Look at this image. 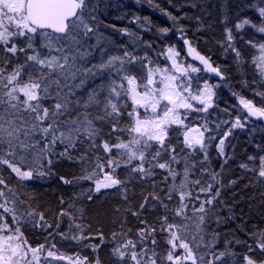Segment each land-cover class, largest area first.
<instances>
[{"label": "snow or ice", "instance_id": "1", "mask_svg": "<svg viewBox=\"0 0 264 264\" xmlns=\"http://www.w3.org/2000/svg\"><path fill=\"white\" fill-rule=\"evenodd\" d=\"M148 3L152 4L153 0H148ZM249 7L254 6L244 4L241 11ZM98 10V5L92 4L91 0H0V50L6 56L0 60V264H42L49 258L65 259L55 251L56 242L37 247L29 244L23 231L26 226L47 230L51 224L43 213L23 209L24 201L18 198L4 175L8 170L23 185L24 182L53 175L54 165L62 159L79 163L82 174L73 179L61 176V181L64 184L91 182L94 187L86 190L89 201L93 200V194L107 189H117L127 200L129 190L124 187L127 183L132 180L151 181L154 190L144 196L139 211L126 210L137 217L141 225L136 238H131L130 229L123 230V222L122 231L112 234L114 246L111 257L115 264H164V261L167 264H228L229 260L234 264L236 253L232 245L242 242L235 238L226 239L223 250L218 249L217 242L222 235L219 228L224 227V235L230 234L227 225L236 219L233 211L236 201L228 204L219 198L222 189L230 188L238 181L229 180L225 185L219 180L222 172H209L204 167L202 171L220 187H214L212 182L207 183L206 187L202 186L199 179H190L196 165L189 164L187 159L184 160L183 173L177 171L175 165L180 164L181 160L175 148L168 143L169 131L173 126L185 128V147L192 152L199 149L204 153L200 163H207L204 133L208 127L205 124L203 131L200 128L189 129L185 119L189 111L207 112L213 107V89L219 85H210L205 81L198 94L194 93L190 73H198L201 69L191 64L183 65L179 59L180 53L173 45L166 46L163 52L158 53L170 62L171 67L153 66L147 52L143 57L128 50L122 55L109 54L102 44V40L107 38L100 32L103 21L97 15ZM161 12L173 21L174 26L178 25L179 17L163 9ZM256 12L259 24L242 17L237 20L235 29L239 32L247 26L264 34V6L256 7ZM136 19L139 20V17ZM144 21L146 25H151L147 17ZM169 31L171 29L167 27L158 28L161 35H167ZM177 31L187 46L188 54L203 64V70L215 73L221 81L225 80V72L218 65L213 66L210 57L196 51L184 36V28L177 27ZM225 32L228 42L225 51L231 49L239 66L243 62L242 53L232 43V30L226 28ZM93 39L95 43H92ZM18 42H24V46L20 47ZM144 43L147 48L152 47L151 43ZM246 43L259 48L261 54L258 58L254 57L253 63L264 78V43L257 45L255 40H247ZM97 50L100 52V62L92 63L93 53ZM19 54L24 55V62L8 71L7 65ZM137 63L146 69V75L142 78L131 74L132 66ZM97 77L101 78V83L97 87L86 88L88 82L95 81ZM82 92H86V95H82ZM255 94L264 98V92ZM233 95H237L248 117L264 118V106L257 107L252 100L236 93ZM125 97L131 101V111L128 112L131 124L121 128V104ZM192 101L202 107H196ZM92 109L96 111L95 115L90 111ZM140 109H143V115ZM181 109L184 110L183 114ZM104 124H110L109 135L126 132L129 139L124 141L117 136L114 144L102 140ZM244 127L241 118L237 117L220 138L217 150L223 158L222 170L230 159L225 152L227 137L232 129ZM98 139H101L100 144H97ZM58 146H62V151H57ZM80 147H84L85 151L74 156L72 153ZM98 147H102L107 154L106 163H102L99 156L90 158ZM152 148H156L154 153L150 151ZM164 153H168L169 158L161 162ZM259 160L258 170L250 169L245 163L239 165L241 169L253 173L248 177L249 184H245V188L251 184L264 188V156H260ZM121 167L127 169V180L118 178L116 170ZM157 169L166 173L163 178L167 186L164 198L160 194L164 189H160V192L155 190L158 185L153 178L157 175ZM197 186L200 187L197 189ZM201 194H205L203 199ZM174 196L178 197L179 204L175 209H169L165 200L171 202ZM261 196L264 197V192H261ZM60 203L63 205L65 201L61 199ZM157 206L164 210L159 217V228L140 219L142 212ZM221 206L227 209V215H221ZM73 207L70 204L67 209L61 208L59 217H68L73 222L69 232L74 224L79 234L69 236L65 232H49L53 241L57 235L77 242L89 238L83 235V226L75 223L78 217L72 211ZM76 211L82 216V209ZM169 212L173 213V222L169 221ZM8 216L11 223L7 220ZM213 223L216 225L214 228L211 227ZM59 227L57 223V229ZM157 231L166 234L165 240L169 246L163 259L156 250ZM250 235L255 238V245H248V252L259 249L264 253V230ZM100 240L103 244L102 234ZM101 244L91 245L93 252ZM243 261L244 264H264V261H257L248 253L244 254ZM73 264H102V261L99 256L94 261L77 257Z\"/></svg>", "mask_w": 264, "mask_h": 264}, {"label": "trees", "instance_id": "2", "mask_svg": "<svg viewBox=\"0 0 264 264\" xmlns=\"http://www.w3.org/2000/svg\"><path fill=\"white\" fill-rule=\"evenodd\" d=\"M92 4L98 5L97 15L103 21L100 28L106 40L102 43L109 54L122 55L125 50L133 52L134 54L143 57L147 52L148 58L153 62V66H163L165 58L163 55H158L164 51L168 45L175 46L180 53V62L185 65L187 62L186 52L187 46L184 45L183 40L180 39V33L177 27L184 28V36L191 42L192 46L201 55L210 57L213 66H219L226 74V79L221 81L219 77L208 78L211 85H219L214 87V103L213 111L207 117H203L204 122L195 116H191L186 124L187 127H197L203 129L206 124L208 127V134L218 136L217 145L224 133L231 128V124L237 119L234 112L236 102L239 100L237 95L250 99V95L256 96L254 104L257 107L264 106L262 97H258L256 92H264V82L257 78L255 68L252 62V46L247 44V40H255L256 44L264 42V37L259 35L255 30L245 29L237 31L235 24L239 18L247 17L253 23L259 24L256 7L264 6V0H153L152 4L148 0H91ZM244 4H250L254 7L245 8L241 11ZM159 5V7H155ZM195 5V6H193ZM161 9L170 12L172 15L179 17L178 25L174 26L173 21L169 20L162 14ZM139 17V20L136 18ZM147 17L151 25L145 24L144 18ZM167 27L171 31L167 35H161L158 28ZM231 29L234 40L233 44L241 51L243 62L237 66L235 63V55L231 49L225 51L227 47V39L225 29ZM121 29L126 31H120ZM147 29V30H146ZM144 42L151 43L152 47L147 48ZM22 44V45H21ZM20 47L24 43L19 44ZM5 53L0 50V60L5 59ZM105 59L107 56L104 57ZM24 62V55L19 54L12 58L11 63L7 65V70L11 71L12 67ZM191 64L195 67L201 68V63L191 59ZM147 63V61H144ZM131 74L137 78L145 76V69H142L140 63L135 64L131 68ZM106 79V78H105ZM118 79V78H117ZM101 83V78L96 80L94 84L86 86V88L97 87ZM86 95V92H82ZM131 101L126 97L121 104L123 116L120 120V127H126L131 124V119L128 112L131 111ZM93 115L96 114L94 109L90 110ZM75 115V113H73ZM241 118V117H240ZM244 128H236L231 130V134L225 141V152L230 157L224 169H221L223 158L219 155L217 145H212L207 148L208 161L206 164L200 162L204 159V153L197 149L195 152L187 149L184 145V131L185 128L173 126L169 131L168 143L175 148V152L181 163L175 165L178 172L183 173L184 160L187 159L189 164H195L190 179L201 181L202 186H207V183L212 182L214 187H220V184L211 180V177L202 171L206 167L209 172H222L219 180L227 185L229 180H237L238 183L230 188H224L221 192L222 199L228 204H236L233 211L236 214V219L227 225L229 235H224V227L218 229L222 233L217 247L220 250L224 248L225 240L238 239L242 243L232 245L233 251L236 253L234 264H244L243 256L245 253L251 255L257 261H264V253L259 249H254L248 252V245H255V238L250 235L259 230H264V197L261 188L257 184H251L245 188V184H249L248 177L252 176V172L241 169L239 165L245 163L250 169H257L260 163V156H264V126L261 119L252 121L250 119L241 118ZM227 121V123H224ZM259 122V124H257ZM219 126V127H218ZM102 140H107L114 144L117 142V136L121 140L127 141L129 136L124 133H110V124L102 126ZM210 135V136H211ZM101 143V139L97 140V144ZM260 145L261 147H257ZM57 151H62V146L57 147ZM85 151L84 147H80L78 151H74V156H79ZM151 153L156 151L152 148ZM191 153V155H189ZM99 156L102 163H106L107 154L104 153L102 147H98L94 151V155L90 158ZM115 156V151L113 152ZM254 159L249 160V157ZM169 158L168 153L162 155V160ZM91 170V169H89ZM110 171L109 169H105ZM53 175L45 176L43 178H36L31 181L24 182L21 185L14 175H11L8 170H5L4 175L9 185L14 188L18 198L24 201L23 209H34L37 213H43L46 220L51 224V228L43 230L40 228L33 229L31 226H26L23 231L25 238L33 247L40 244L46 246L56 242L55 251L59 254L68 257H87L89 261H94L97 256L102 261V264H115L111 257V250L113 248L112 234L122 231L121 223L123 222L125 228L130 229L131 238H136L137 229L141 227L137 217L131 215V212L139 211V206L144 200V196L152 192L151 181L140 182L132 180L127 183L128 198L125 200L123 195L117 189L102 190L101 193L93 194V200L87 199V189L94 187L89 181H79L76 184H64L60 177L66 179H73L79 177L81 172V165L79 163H72L66 159L59 160L52 169ZM118 178L127 180V169L121 167L116 170ZM157 175L153 178L158 187L155 189L160 192L161 197L164 198V193L167 191V186L163 183V178L166 173L163 170L157 169ZM177 178V183L179 182ZM168 183H171L169 179ZM200 186H197V189ZM83 193V194H81ZM235 193V197H233ZM214 194V193H213ZM195 195V193H194ZM205 194H201L203 199ZM63 199L65 203L61 205L60 200ZM169 209H175L179 204L178 197L174 196L171 202H168ZM155 203V202H151ZM74 205L72 211L78 217L75 223L83 226V235L89 237L82 241H74L71 239H63L60 236H55V241L49 237V232H65L69 236L72 234H79L76 229L72 227L69 232V226L73 222L68 217H59L61 208L67 209L69 205ZM198 206V202L196 204ZM22 209V210H23ZM76 209H82V216ZM119 209V211H116ZM164 214V210L157 206L155 209L146 210L141 213L140 219L147 221L149 225H155L159 228V217ZM227 209L221 206V215H227ZM189 215H191V204L189 205ZM179 220V218H176ZM169 221L173 222V213L169 212ZM57 223L60 227L57 229ZM212 228L216 227L213 223ZM234 230V232H233ZM103 235L104 243L101 244L100 235ZM166 234L156 233V250L159 257L163 259L168 251L169 246L165 240ZM47 238V239H46ZM247 242V243H243ZM101 244V247L93 252L91 245ZM164 264H167L164 261ZM228 264H233L229 260Z\"/></svg>", "mask_w": 264, "mask_h": 264}, {"label": "rangeland", "instance_id": "3", "mask_svg": "<svg viewBox=\"0 0 264 264\" xmlns=\"http://www.w3.org/2000/svg\"><path fill=\"white\" fill-rule=\"evenodd\" d=\"M257 16H258V14H257ZM258 18H259V16H258ZM259 22H260V19H259ZM247 27V26H246ZM248 29L250 28V27H247ZM250 29H252V28H250ZM252 30H255V29H252ZM100 32H102V29L100 28ZM258 33V32H257ZM259 35H261V36H263L264 37V34H261V33H258ZM20 43H24V42H18V44H20ZM92 43H95V40L93 39V41H92ZM102 43H104V41L102 40ZM232 43H233V41H232ZM264 43V42H263ZM22 45V44H21ZM257 45H259V44H257ZM252 54H253V56H252V62H251V64L253 65V67L255 68V73H256V76H257V78L258 79H260L262 82H264V78H262L260 75H259V73H258V69L256 68V66H255V64L253 63V59H254V57L255 58H258L259 56H260V51H259V48L258 47H252ZM93 59H92V63H99L100 62V52L97 50V51H94V53H93ZM186 57H187V62H186V64H185V66H187L188 64H191V57H190V55L188 54V52H186ZM164 65H168L169 67H171L170 66V62H168L166 59H165V63H164ZM163 65V66H164ZM192 65V64H191ZM202 66H200L201 68V71L200 72H198V73H190V75L192 76V81H191V83H192V90H193V92L194 93H197L198 94V90L199 89H202L203 88V86H204V83H205V81L208 83V84H210L209 83V81H208V78H217V76L215 75V73H209V72H207V71H205V70H203L204 69V66H203V64H201ZM194 66V65H193ZM145 75H146V69H145ZM105 78L107 79V73H105ZM98 79H100V77H97L96 78V80H98ZM95 80V81H96ZM95 81H89L88 82V84L86 85V86H88V85H90V84H94L95 83ZM211 85V84H210ZM251 97H250V99L249 100H252L253 101V103H254V101H255V99H256V96L255 95H253V94H251L250 95ZM258 96V95H257ZM259 97V96H258ZM264 100V99H263ZM192 103L196 106V107H202V105H199V104H197V102L196 101H192ZM256 106V105H255ZM181 111V113L183 114V112H184V110L183 109H181L180 110ZM213 111V107H211V108H209L208 109V111L207 112H191V111H189V113H188V118L187 119H185V125L186 126H188L187 124H186V122H187V120L191 117V116H195V117H197V118H200V120L202 121V122H204V120L205 119H203V117H207L209 114H211V112ZM140 112H141V115H143V109H140ZM234 112H235V115L237 116V117H241V118H246V120L247 119H250V120H252V121H256L257 119H259V118H257V117H248V114H247V111L240 105V103H239V100L236 102V106L234 107ZM235 122V121H234ZM261 122H262V124H263V126H264V120H262L261 119ZM257 124H259V122L257 123ZM187 128H189V127H187ZM197 127H191V128H189V129H196ZM201 131H203V129H201ZM191 134H195V133H191ZM211 134H208V131H206L205 133H204V136H205V143L207 144V148L209 147V146H212V145H217V139H218V136H216V135H211ZM208 137H213V139H208ZM0 211H2V210H0ZM7 220H8V222L9 223H11V217L10 216H8L7 217ZM178 252H179V250H178ZM57 254L58 255H61V256H63V257H65V259H63V260H53V259H51V258H49L47 261H43L42 262V264H73V262L76 260V258L75 257H68V256H64V255H62V254H59L58 252H57Z\"/></svg>", "mask_w": 264, "mask_h": 264}, {"label": "water", "instance_id": "4", "mask_svg": "<svg viewBox=\"0 0 264 264\" xmlns=\"http://www.w3.org/2000/svg\"><path fill=\"white\" fill-rule=\"evenodd\" d=\"M190 57H191L192 59H194L192 55H190ZM194 60L200 63V61H198V60H196V59H194ZM257 118H259V117H257ZM260 119L264 120V118H260Z\"/></svg>", "mask_w": 264, "mask_h": 264}]
</instances>
